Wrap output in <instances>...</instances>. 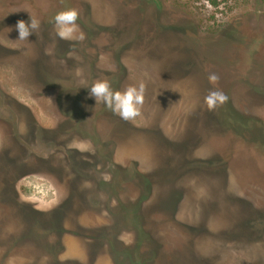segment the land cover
I'll return each mask as SVG.
<instances>
[{"label": "rangeland", "instance_id": "obj_1", "mask_svg": "<svg viewBox=\"0 0 264 264\" xmlns=\"http://www.w3.org/2000/svg\"><path fill=\"white\" fill-rule=\"evenodd\" d=\"M0 264H264V0H0Z\"/></svg>", "mask_w": 264, "mask_h": 264}, {"label": "clouds", "instance_id": "obj_2", "mask_svg": "<svg viewBox=\"0 0 264 264\" xmlns=\"http://www.w3.org/2000/svg\"><path fill=\"white\" fill-rule=\"evenodd\" d=\"M77 20L78 12L74 8L58 11L51 20L56 37L69 42L83 40L84 34L80 31ZM15 28L18 31V40H28L30 34L35 33L39 28V21L30 17L27 24L23 20L17 21ZM207 78L213 86L218 80L215 73H210ZM87 89L88 95L95 100V104L103 103L107 109L124 121H135L141 115L144 102L143 83L129 85L120 91L113 90L108 80H97ZM226 100L227 97L222 91L210 90L204 97V104L209 111H212Z\"/></svg>", "mask_w": 264, "mask_h": 264}, {"label": "trees", "instance_id": "obj_3", "mask_svg": "<svg viewBox=\"0 0 264 264\" xmlns=\"http://www.w3.org/2000/svg\"><path fill=\"white\" fill-rule=\"evenodd\" d=\"M41 163H43V162H41Z\"/></svg>", "mask_w": 264, "mask_h": 264}]
</instances>
